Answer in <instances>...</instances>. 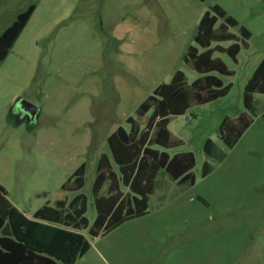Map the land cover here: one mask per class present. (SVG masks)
I'll use <instances>...</instances> for the list:
<instances>
[{"label": "rangeland", "instance_id": "obj_1", "mask_svg": "<svg viewBox=\"0 0 264 264\" xmlns=\"http://www.w3.org/2000/svg\"><path fill=\"white\" fill-rule=\"evenodd\" d=\"M30 3L33 13L0 59V183L13 205L31 214L59 199L72 204L77 191L62 184L85 162L80 191L89 199V226L79 231L91 246L74 264H264V91L253 92L250 108L243 101L245 84L264 58V0H0V33ZM215 4L237 20L230 31L241 36L242 25L250 36L236 61L219 53L235 72H215L231 82L229 91L175 111L168 121L183 141L176 150L195 153L194 183H177L161 168L143 196L120 178L115 186L128 191L130 202L123 200L91 235L93 183L98 177L97 193L104 194L112 177L96 166L109 150L106 136L130 125L126 117H135L137 106L178 71L194 80L197 73L183 57ZM18 97L39 107L36 120L11 114ZM236 117L245 129L230 144L219 128ZM147 168L140 165L139 174ZM111 171L121 174L115 163ZM129 208L144 213L122 220Z\"/></svg>", "mask_w": 264, "mask_h": 264}, {"label": "trees", "instance_id": "obj_2", "mask_svg": "<svg viewBox=\"0 0 264 264\" xmlns=\"http://www.w3.org/2000/svg\"><path fill=\"white\" fill-rule=\"evenodd\" d=\"M34 9L35 3H30L0 33V59L5 58ZM212 10L214 14L209 16L207 12L206 16L200 20L197 33L194 36L196 44H190L183 57L186 65L202 73L196 79L200 89L194 90L193 84L187 83L184 80V74L178 71L171 84L165 87L159 85L137 106L135 117L129 115L126 118L130 124V131L119 126L107 136L109 152H102L98 158L97 170L105 172L106 175L110 173L115 181L113 171H111L112 160L120 170L123 183L143 196H147L153 190L155 172L159 167H164L177 183L187 180L194 183L195 175L191 169L196 164V156L192 150H178L171 157L167 151H159L154 147V145L164 148L179 147L183 142L181 138L165 128L161 120L153 124L154 128L151 132L149 129L140 132L142 140L147 139V142L142 144L139 137V124L136 119L144 116L152 107H154L155 115L158 113L167 114L169 111H164L166 105L169 106L172 113H175V111L185 108L187 103H201L225 95L231 87V82L225 84L223 79L212 71L224 75H233L235 72L228 67L220 55L213 56V53L216 51L218 53L225 52L236 61L241 46L246 44V39L250 36V31L242 25L239 27L241 36L229 30L230 26H236L238 22L234 17L228 15L220 5H213ZM218 17L223 21L216 27L215 23ZM225 41H230V43L224 45L222 42ZM256 88L257 91H264V58L261 59L245 84L243 94L245 107H251L253 91ZM152 116L150 119L153 118ZM239 120V117L234 118L231 127L220 126V135L227 143L231 144L232 141H236L243 133L245 125ZM153 125L150 124V126ZM237 125L239 127L233 135L234 139L228 140L230 132ZM210 146L211 139L207 138L204 149L208 153ZM146 164H148V168L142 176L138 169L140 165L145 166ZM85 169L86 164L83 162L74 171L73 177L62 184V187L67 190L77 191L72 199V204L78 201L79 206L69 208L72 206L71 203L67 205L64 199H59L56 201V206L45 204L36 209L32 218L26 216L12 204L7 197L6 189L0 183V264H74L90 248L89 239L79 231L89 226V218L86 216L89 199L85 192L80 191V187L85 182ZM207 171L208 164L204 162L201 174L205 176ZM99 186L100 182L97 177L93 183L95 198L92 201L97 215L93 225L89 228V233L93 236L99 233L98 229L103 226L117 202L123 203V200L125 203L130 202L127 197L120 199V193L108 197L97 196ZM143 213H133L132 208H129L122 220ZM121 221L101 233H106Z\"/></svg>", "mask_w": 264, "mask_h": 264}, {"label": "crops", "instance_id": "obj_3", "mask_svg": "<svg viewBox=\"0 0 264 264\" xmlns=\"http://www.w3.org/2000/svg\"><path fill=\"white\" fill-rule=\"evenodd\" d=\"M222 43H227V44H229L230 43V41H225V42H222ZM216 55H219V53L216 51V52H214L213 53V56H216ZM238 55V54H237ZM236 60H237V56H236ZM261 61V60H260ZM193 71L194 72H196L197 73V76L194 78V80H196V79H198L201 75H202V73H200V72H198V71H196V70H194L193 69ZM212 73H214V74H216L215 73V71H212ZM216 75H218V74H216ZM219 76V75H218ZM184 80H185V74H184ZM193 80V81H194ZM187 83H190V82H188L187 80H185ZM193 81L191 82V84H193ZM193 87H194V90H199L200 89V87H195V85L193 84ZM245 90V89H244ZM258 89L256 88L253 92H255V91H257ZM160 97V96H159ZM208 101V100H207ZM186 102V101H185ZM202 103V102H201ZM188 105H190V104H188L187 103V106ZM164 111H169L167 114H162V113H158V114H156L152 119H146L147 118V116H146V114L144 115V116H141V117H139V118H137L136 119V122L139 124V133L140 132H142V130L143 131H145V130H148L149 129V131L151 132L152 131V129L154 128V125L153 124H155L157 121H160L161 120V122H162V124L164 125V127L165 128H167L169 131H171L169 128H168V121L173 117V113L171 112V109L169 108V106L168 105H166V107H164ZM128 117V116H127ZM126 117V118H127ZM143 120H145V126H142V123H143ZM147 121V122H146ZM150 121H152V122H150ZM152 123V125L153 126H149V127H147L146 126V124L147 123ZM162 125V126H163ZM119 126H122V127H124L127 131H130V125H119ZM119 126H117L114 130H116ZM226 127H231V126H227L226 125ZM220 129V128H219ZM113 130V131H114ZM113 131H111L110 133H112ZM172 132V131H171ZM109 133V134H110ZM138 133V134H139ZM173 133V132H172ZM108 134V135H109ZM137 134V135H138ZM174 134V133H173ZM107 135V136H108ZM174 135H176V134H174ZM107 136H106V141H107ZM177 136V135H176ZM145 142H147V139L145 140ZM146 144V143H145ZM154 147H156V148H158L159 149V151H161V150H165V151H167L168 153H169V155L172 157L173 156V154L176 152V151H178V150H176L177 149V147H170V148H164V147H162V146H159V145H154ZM170 150H174V152H171ZM102 152H109V150L108 151H102ZM101 152V153H102ZM101 153L99 154V156L101 155ZM99 156H98V158H99ZM97 162H98V160H97ZM111 165H113V161L111 160ZM96 166H97V164H96ZM164 169L169 175H170V177H171V179L173 180V181H175L173 178H172V175L164 168V167H159V168H157L156 169V172H155V177H154V179L157 177V175H158V172H159V170L160 169ZM85 171H86V169H85ZM99 171V173H103V172H101L100 170H98ZM115 174H114V171H113V176H114ZM110 178V177H109ZM108 177L106 178V179H109ZM120 178H121V176H116L115 177V181L113 180V178L111 177L109 180H110V183L108 184V186H107V189H106V193H104V194H100V193H97V196H106V197H108V196H115V194H118V193H120V195H119V198L121 199V198H123V197H127V194H128V191H123V190H121V188L120 187H116L115 186V183L116 182H119V180H120ZM121 181V180H120ZM153 182H154V180H153ZM176 182V181H175ZM154 184V183H153ZM153 188H154V186H153ZM130 191H132V192H134V193H136L135 191H133V190H130ZM13 204V203H12ZM119 204H121V202H117V204L115 205V207L113 208V210H112V212L108 215V217H107V219H109V217L110 216H112V214L115 212V210H116V208H117V206L119 205ZM34 212V211H33ZM33 212L31 213V214H29V213H24L26 216H28V217H30V218H32V215H33ZM106 219V220H107Z\"/></svg>", "mask_w": 264, "mask_h": 264}, {"label": "water", "instance_id": "obj_4", "mask_svg": "<svg viewBox=\"0 0 264 264\" xmlns=\"http://www.w3.org/2000/svg\"><path fill=\"white\" fill-rule=\"evenodd\" d=\"M11 114L19 119L34 121L39 115V107L26 98L18 97L11 106Z\"/></svg>", "mask_w": 264, "mask_h": 264}, {"label": "flooded vegetation", "instance_id": "obj_5", "mask_svg": "<svg viewBox=\"0 0 264 264\" xmlns=\"http://www.w3.org/2000/svg\"><path fill=\"white\" fill-rule=\"evenodd\" d=\"M24 119H26V118H24Z\"/></svg>", "mask_w": 264, "mask_h": 264}]
</instances>
